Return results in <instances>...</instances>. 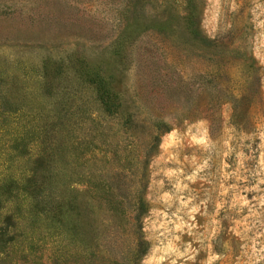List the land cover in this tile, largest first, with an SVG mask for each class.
I'll use <instances>...</instances> for the list:
<instances>
[{
  "label": "rangeland",
  "instance_id": "1",
  "mask_svg": "<svg viewBox=\"0 0 264 264\" xmlns=\"http://www.w3.org/2000/svg\"><path fill=\"white\" fill-rule=\"evenodd\" d=\"M0 226V264H264V0H0Z\"/></svg>",
  "mask_w": 264,
  "mask_h": 264
},
{
  "label": "trees",
  "instance_id": "2",
  "mask_svg": "<svg viewBox=\"0 0 264 264\" xmlns=\"http://www.w3.org/2000/svg\"><path fill=\"white\" fill-rule=\"evenodd\" d=\"M100 95H102L101 96L102 99H104V101L106 102L107 99L103 98L104 97L103 96V92L100 93ZM4 111L5 110H2V112H4ZM8 111H10V110H8ZM9 114H13V111L12 112H9ZM14 132H15V135H16V139H19L22 136V134H23V131L21 130V128L18 129L17 126L14 127ZM34 157L35 158L33 159V161H35L36 159L37 160L40 159L41 158V155L36 154ZM29 175H31V174L28 173V175L25 177L26 180H29ZM13 181L15 182L16 186L17 185L20 186V183H21V179L20 178H17V177L14 176L13 177ZM6 219H10L11 221L14 222V215H13V213L7 214L6 215ZM6 231H7L6 230V227L0 226V233L4 234ZM137 244H138V247L139 248H137L136 253H135V257L136 258H138V256H140L142 253H144V248L143 247L142 248L140 247V245H144V240H138V243ZM136 258H134V259H136ZM134 263L136 264V260H134ZM95 264H105V263L103 261H101V258H100V261H97V263H95Z\"/></svg>",
  "mask_w": 264,
  "mask_h": 264
}]
</instances>
